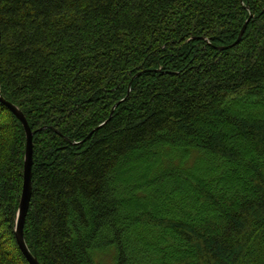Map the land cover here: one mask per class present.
I'll use <instances>...</instances> for the list:
<instances>
[{
  "label": "trees",
  "instance_id": "1",
  "mask_svg": "<svg viewBox=\"0 0 264 264\" xmlns=\"http://www.w3.org/2000/svg\"><path fill=\"white\" fill-rule=\"evenodd\" d=\"M0 37L41 264H264V0H0ZM25 152L0 102V264Z\"/></svg>",
  "mask_w": 264,
  "mask_h": 264
},
{
  "label": "water",
  "instance_id": "2",
  "mask_svg": "<svg viewBox=\"0 0 264 264\" xmlns=\"http://www.w3.org/2000/svg\"><path fill=\"white\" fill-rule=\"evenodd\" d=\"M252 17H253V14L250 15V17L244 24L237 40L233 44L219 46L218 49L220 50L228 49L230 47L235 46L237 43H239L242 40V37L244 33L246 32L247 26L250 20L252 19ZM139 74L140 73H138L137 75ZM128 95L124 99H126ZM124 99H122L121 101H123ZM121 101H119L116 105H118ZM0 102L3 105H5L20 120V122L22 123L25 129V133H26V152H25V160H24V184H23L22 197H21L20 204L18 207V212H17V217H16V222H15V226L13 229V233L16 239V243L19 249L21 250L22 254L24 255V257L28 261V263L29 264H41L38 258L30 250L27 244V241L25 238V232H24L25 221H26L27 214L29 212L31 199H32V192H33V165H34L33 153H34L35 131H33L32 128L30 127L29 122L24 112L20 109V107L12 103L11 101L5 99L2 96L1 91H0ZM115 107L113 109H115ZM106 122L102 123L100 126L104 125Z\"/></svg>",
  "mask_w": 264,
  "mask_h": 264
},
{
  "label": "rangeland",
  "instance_id": "3",
  "mask_svg": "<svg viewBox=\"0 0 264 264\" xmlns=\"http://www.w3.org/2000/svg\"><path fill=\"white\" fill-rule=\"evenodd\" d=\"M96 264H117V251L115 246L95 253Z\"/></svg>",
  "mask_w": 264,
  "mask_h": 264
}]
</instances>
